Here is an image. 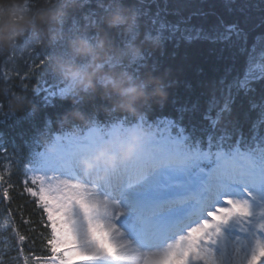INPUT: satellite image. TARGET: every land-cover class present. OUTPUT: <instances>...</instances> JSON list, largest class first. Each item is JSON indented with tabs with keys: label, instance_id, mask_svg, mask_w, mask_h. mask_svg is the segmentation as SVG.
I'll return each instance as SVG.
<instances>
[{
	"label": "snow or ice",
	"instance_id": "1",
	"mask_svg": "<svg viewBox=\"0 0 264 264\" xmlns=\"http://www.w3.org/2000/svg\"><path fill=\"white\" fill-rule=\"evenodd\" d=\"M168 27L172 33L181 30ZM182 31L189 41L225 42L247 53L243 75L226 85L227 77L220 80L222 105L215 95L209 102L204 119L212 131L206 142L186 133L179 120L146 116L141 123L153 135L142 152L98 181L100 171L86 174L81 157L112 136L114 125L135 121L113 115L108 126L93 119L89 127L73 125L79 134L68 128L56 135L54 150L30 156L26 174L31 175L24 180L49 230L51 255L43 264H264V100L250 101L251 109H258L250 136L230 119L237 96L254 93L253 85L264 81V37H256L249 50L248 33L237 23L220 20L211 31L195 26ZM47 60L45 54L36 67H45ZM41 91L36 85L32 95ZM57 94L63 95V87L45 99ZM5 106L11 108L10 103L0 105V112ZM196 109L194 104L178 111L182 119L184 112ZM12 114L4 112L5 117ZM0 182L7 183L0 190L2 202L10 198L11 177L5 181L0 174ZM10 220L0 224V232L12 231L18 241L12 247L18 248L25 236Z\"/></svg>",
	"mask_w": 264,
	"mask_h": 264
},
{
	"label": "trees",
	"instance_id": "2",
	"mask_svg": "<svg viewBox=\"0 0 264 264\" xmlns=\"http://www.w3.org/2000/svg\"><path fill=\"white\" fill-rule=\"evenodd\" d=\"M125 2L137 9L142 35L151 32L162 40L161 49L148 50V63L156 65L160 72H170L167 102L163 106L153 105L147 110V117L153 121L164 117L179 120L186 133L206 142L207 135L212 131L209 121L204 119L209 102L215 95L222 105L220 80L227 77L226 85L237 76H242L247 66V53L242 54L238 46L225 42L189 41L184 38L187 33L182 30L195 26L211 31L220 20L225 24L237 23L248 33L246 47L250 50L256 37H264V0H234L233 3H226L225 0ZM107 3L108 0H84L82 10L75 14L69 26L76 22L79 25L94 23L93 16H100ZM153 21L156 23L153 24ZM160 23L165 24L163 29L159 28ZM169 25H179L181 30L172 33ZM45 54L48 55V52L37 49L31 58L20 61L16 66L7 57L0 58V105L11 104L13 93L28 96L35 105V109L25 107L21 111H14L12 105L10 109L5 106L0 112V174L4 175L5 181L11 177L12 183L10 198L0 202V224L11 217L12 228L25 236L23 244L14 248L12 245L18 241L13 238V232H0V257L4 264H43L51 255L46 240L49 230L44 227L46 217L35 198L25 191L24 180L31 175L30 172L26 174L30 156L38 154L44 146L43 137L51 139L56 131L67 128L61 127L60 121L65 113L72 110L73 104L70 99L58 94L45 99L49 91L58 92V86L63 87L55 76L45 71L46 66L36 67ZM228 69H231L230 73ZM25 85L27 92L21 90ZM36 85H41L42 91L32 95V88ZM253 87L256 89L254 93L245 96L241 92L237 96L230 117L246 136L251 135L252 124L258 114V109H251L250 101L260 103L264 100V81L255 83ZM106 104L97 97L95 103H82L80 107L97 121L110 120L113 115H126L97 111L99 106ZM194 104L197 109L184 112L181 119L178 109L185 106L191 108ZM7 111L13 114L5 117L4 112ZM28 186L33 187L30 182ZM3 187H7V183L0 182V190Z\"/></svg>",
	"mask_w": 264,
	"mask_h": 264
},
{
	"label": "clouds",
	"instance_id": "3",
	"mask_svg": "<svg viewBox=\"0 0 264 264\" xmlns=\"http://www.w3.org/2000/svg\"><path fill=\"white\" fill-rule=\"evenodd\" d=\"M84 0H0V58L16 66L31 58L37 49L48 52L45 71L63 85L65 99L73 108L65 113L61 127L79 134L89 127L93 116L83 111L82 103L106 101L97 111L126 114L135 123L114 125L116 131L79 164L86 174L100 175L98 181L121 165L134 160L153 135L141 123L153 105L163 106L169 96V71L160 72L149 64V49H161L157 35H142L140 16L125 0H108L106 10L94 23L69 26ZM14 111L35 105L31 98L16 94ZM75 122V123H74ZM45 150H54V139L42 138Z\"/></svg>",
	"mask_w": 264,
	"mask_h": 264
}]
</instances>
